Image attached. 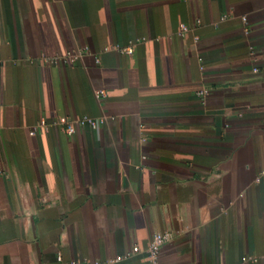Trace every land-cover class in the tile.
Wrapping results in <instances>:
<instances>
[{
	"label": "crops",
	"instance_id": "0c3cea01",
	"mask_svg": "<svg viewBox=\"0 0 264 264\" xmlns=\"http://www.w3.org/2000/svg\"><path fill=\"white\" fill-rule=\"evenodd\" d=\"M154 231L264 264V0H0V264H151Z\"/></svg>",
	"mask_w": 264,
	"mask_h": 264
},
{
	"label": "built area",
	"instance_id": "2783aa9c",
	"mask_svg": "<svg viewBox=\"0 0 264 264\" xmlns=\"http://www.w3.org/2000/svg\"><path fill=\"white\" fill-rule=\"evenodd\" d=\"M186 30V28L181 25V32ZM122 52H129L130 49L129 48H124L121 50ZM256 70V69H254ZM98 95L102 96V94L104 93L103 90H98L97 91ZM90 121L91 124H93V122L87 118H84L83 121ZM41 125L44 126L45 122L44 120H41ZM73 125L72 123H67V130L69 132L72 131ZM31 133H33V131H31ZM169 238V233L168 232H160V231H154L152 233L150 242L148 244V246L145 248L144 252L146 254L147 259L149 260V262L151 264H156L157 263V258H158V253H159V249L161 247V245ZM140 249L137 246H133L131 249V252L122 254V255H117L114 258V261H120L123 259H127L129 258L131 255L139 253ZM69 264H104L101 262H97V261H85V262H71Z\"/></svg>",
	"mask_w": 264,
	"mask_h": 264
}]
</instances>
